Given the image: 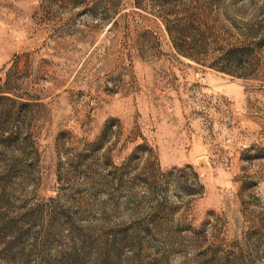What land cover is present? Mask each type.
<instances>
[{
	"label": "rangeland",
	"instance_id": "1",
	"mask_svg": "<svg viewBox=\"0 0 264 264\" xmlns=\"http://www.w3.org/2000/svg\"><path fill=\"white\" fill-rule=\"evenodd\" d=\"M0 264H264V0H0Z\"/></svg>",
	"mask_w": 264,
	"mask_h": 264
}]
</instances>
